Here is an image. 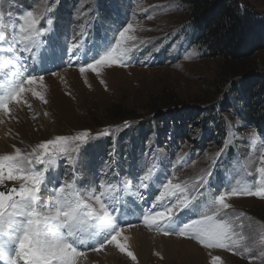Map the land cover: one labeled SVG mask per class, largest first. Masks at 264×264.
<instances>
[{"label":"rangeland","instance_id":"rangeland-1","mask_svg":"<svg viewBox=\"0 0 264 264\" xmlns=\"http://www.w3.org/2000/svg\"><path fill=\"white\" fill-rule=\"evenodd\" d=\"M185 1L41 0L37 5L35 0H0V12L5 17L9 12L19 14L30 7L42 10L45 2L50 5L51 31L42 37L41 48L31 54L41 58L61 53L63 61L72 63L78 57L68 52L70 44L83 39L90 48L105 38L110 40L128 22L137 27V40L145 41L133 52L128 67L107 68L100 76L91 72L81 76L79 64L35 70V74L44 75L47 102L26 93L27 105H12L9 117L0 115V154H11L14 146L30 152L40 142L87 130L91 134L89 142L74 154L73 160L60 159L59 166L50 173L58 176L59 184L75 178L78 184L95 181L99 185L101 180L116 181L122 178L120 174L133 170L134 175H139L151 165L159 172L167 170L170 177L174 172V183H195L205 170L211 171L207 179L218 187L230 180L244 179L248 169L255 175L253 164L264 149V127H249L241 120L239 115L245 110L246 100L238 89L246 80L264 83V0H238L239 6L255 18L253 26L262 32L258 47L246 52L247 59L241 63L212 58L197 43ZM158 6L167 7L157 11ZM147 15L153 18L148 19ZM82 28L83 37L78 35ZM186 55L191 58L185 59ZM63 70L70 72L65 78L51 74ZM256 91L263 93L264 84L260 82ZM105 129L109 135H98ZM229 132L232 139L226 142ZM104 145L106 151L101 153ZM220 149L223 154L217 157ZM237 160L246 165L243 171L236 167ZM19 183L5 181L0 188L18 187ZM146 191L155 190L132 187L130 193L144 199ZM189 191L195 194L191 188ZM156 194L155 191L148 201L151 205ZM122 197L119 208L128 203L123 202L128 197L125 192ZM41 198L46 202L48 195L44 193ZM228 203L232 206L229 212L244 213V224L256 226L257 238L264 232L259 227L264 225V199L238 197ZM130 223L147 230L139 222ZM128 224L123 225L127 228ZM196 244L213 251L198 257L169 251V247L155 240L143 247L140 263L107 245L99 253L89 250L87 255H95L81 258L78 264H99L109 254L117 264H210L212 256L221 257L222 264H250L248 258ZM251 255L254 264H264L255 252Z\"/></svg>","mask_w":264,"mask_h":264},{"label":"snow or ice","instance_id":"snow-or-ice-1","mask_svg":"<svg viewBox=\"0 0 264 264\" xmlns=\"http://www.w3.org/2000/svg\"><path fill=\"white\" fill-rule=\"evenodd\" d=\"M35 3L39 5L41 0ZM166 7L158 6L157 11ZM50 11L45 2L42 10L30 7L19 14L9 12L7 17L0 12V113L5 117L11 115L12 105H27L26 93L47 102L44 75L30 71L26 61L33 50L41 48L42 37L51 31ZM136 30L128 22L110 40L105 38L90 48L83 39L70 44L68 52L81 58V76L87 72L100 76L104 69L114 66L128 67L133 52L145 43L137 40ZM78 35L84 36L83 28ZM98 135L107 136L109 130ZM90 137V132L84 130L40 142L30 152L14 146L11 154H0V185L5 181L20 182L18 187L0 188V264H78L89 250L99 253L107 245L135 260L128 250L129 237L123 235L126 229L122 214L126 213L118 207L122 193L132 187L158 192L152 208L141 213L145 229L194 240L204 248L228 251L248 258L250 264H254L253 252L264 259V232L257 238L256 226L244 224V213L228 211L232 198L264 199V149L253 164L255 175L248 169L244 179L230 180L219 187L207 179L211 171L205 170L195 183H174V172L170 177L167 170L159 172L155 165L139 175H134L133 170L120 174L122 178L116 181L101 180L99 185L95 181L78 184L75 178L59 184L58 176L50 173L59 166L60 159L73 160ZM231 139L229 132L226 142ZM222 154L220 149L216 156ZM212 163L215 165L216 160ZM236 167L243 171L246 165L237 160ZM44 193L48 195L46 202L41 198ZM133 227L137 225H127ZM259 227L264 229V225ZM210 264H222L221 257L212 256Z\"/></svg>","mask_w":264,"mask_h":264},{"label":"trees","instance_id":"trees-1","mask_svg":"<svg viewBox=\"0 0 264 264\" xmlns=\"http://www.w3.org/2000/svg\"><path fill=\"white\" fill-rule=\"evenodd\" d=\"M185 3L196 31V41L204 46L210 57L222 58L226 63H241L247 59L246 52L258 47L262 32L253 26L255 18L239 6L238 0H186ZM249 81H242V88L238 89L241 97L246 100L245 110L238 115L247 126L262 129L264 91H256V87L260 82L264 83L263 80L257 83ZM234 96L235 93L231 97ZM102 148L101 153L106 151L105 145Z\"/></svg>","mask_w":264,"mask_h":264},{"label":"bare ground","instance_id":"bare-ground-1","mask_svg":"<svg viewBox=\"0 0 264 264\" xmlns=\"http://www.w3.org/2000/svg\"><path fill=\"white\" fill-rule=\"evenodd\" d=\"M31 55V54H30ZM35 56V60L33 61L32 59V55H31V59L32 61L29 63L30 71H35V70H39L42 71L45 68H49V67H56L57 68H62L64 67V65H69L70 63H67L66 60H62V54L60 53L58 56H53L50 58H47L49 60H52L50 62H46L47 59H45L44 57H40L38 56L36 53H34ZM81 58L78 57L76 60H73V62L71 63L72 65H78L80 64ZM47 63H51L50 65ZM67 63V64H66ZM70 68V67H69ZM68 68V69H69ZM70 72H67L66 70H63L61 72H59L57 75L62 76L63 78H65L66 74H69ZM2 113H0L1 115ZM1 117V116H0ZM2 129V127L0 128V130ZM128 197H129V201L127 204H123V206H121V209L124 210V213H126V215L122 214V219H126V220H137V221H141L140 217H141V213L145 211V209H151L152 206L149 205L148 201L150 199H152V195L153 193H155V191H146L145 197L143 199V202L140 203L138 198L133 194L130 193V191L125 192ZM125 232L123 233V235H126L129 237V249L130 251L133 252V254L136 257V261L137 262H141V257H142V253L144 252V246H146V244L152 243L155 240H160L162 244H164L165 246L169 247V251L170 250H176L179 253H183V254H191L194 256H200V257H205L206 254H208V252L213 251H206L207 249H203L202 247L198 246L196 244V242L187 240V239H181L180 237H173V236H164L161 234H158L156 232H148L147 230L142 229L140 226L137 227H133V228H125ZM107 247H105L106 249ZM109 249V248H108ZM113 252V250H111ZM110 251V253H111ZM118 251V250H116ZM119 252V251H118ZM120 253V252H119ZM89 255H95L94 253L92 254H88L86 255L87 257ZM90 259V258H89ZM116 258H114V256L112 254H109V256L104 257L103 261L100 262L99 264H117L116 263ZM92 263V261H90ZM94 264V263H93Z\"/></svg>","mask_w":264,"mask_h":264}]
</instances>
